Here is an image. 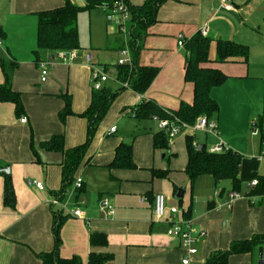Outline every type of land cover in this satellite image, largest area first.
<instances>
[{
  "label": "crops",
  "instance_id": "1",
  "mask_svg": "<svg viewBox=\"0 0 264 264\" xmlns=\"http://www.w3.org/2000/svg\"><path fill=\"white\" fill-rule=\"evenodd\" d=\"M126 1L135 6L145 0ZM63 3L0 0V84L6 82L1 62L9 63L13 69L7 81L19 93L22 104L17 115L14 103L0 102V170L9 166L15 195L14 207L3 203L4 176L0 172V264H42L39 254L51 251L55 245L52 227L57 214L62 216L58 252L63 258L76 255L87 264L90 252L95 251L112 254L106 264H181L185 251L179 239L166 234V220L154 217L157 193L165 195L168 206L189 209L197 249L190 256V264H204L211 254L228 249L234 241L264 235L262 193H253L245 182L239 192L246 196L235 198L228 207L229 194L238 191L232 189L230 180L215 181L205 174L191 182L185 172L188 134L193 136V144H203L208 151L223 144L242 156L264 153V126L258 127L256 134L250 129L251 124L258 126L264 112V0H233L232 10L222 8L218 0H165L157 9L156 21L146 28L138 43L139 65L157 67L156 76L143 93L124 88L116 94L64 191V152L47 149L44 143L56 135L62 136L64 150L85 142L87 119L81 113L91 102L92 63L97 65L99 61L97 50H83L81 46L77 48L78 56L66 61L57 57L55 50H37L36 13ZM107 6H96L104 10L106 24ZM203 26L210 39V62L205 66L226 75L223 83L209 91L218 104L216 114L210 117L216 122V132L201 131L209 146L185 130L172 139L166 137L167 147H159L154 145V136L162 132L157 121L152 116L136 117L132 108L142 99L169 110H176L181 102L192 103L193 85L184 78L188 52L185 42L179 46L178 39L182 35L188 40ZM108 33L122 35L110 26ZM218 39L248 46L247 60L231 57L216 62ZM87 51L91 52L90 62L85 57ZM41 60L49 62L44 81L38 67ZM103 66L107 67L105 63ZM114 79L113 88L106 84L109 77L103 86L117 90L121 85L116 75ZM65 97L69 98L72 113L61 119ZM22 117L25 122L20 121ZM111 126H115L113 132L109 131ZM256 137H260L258 141ZM121 143L131 146V167L111 164ZM258 173L264 176L259 165ZM76 176L83 181L77 190L73 188ZM39 181L42 189L35 186ZM178 187L184 188L181 201L175 197ZM255 194L258 197L252 200ZM102 198L113 204L111 216L100 209ZM63 205L79 207L85 218L66 215ZM93 232L104 233L107 245L92 247L89 236ZM258 248L231 254L228 264H258Z\"/></svg>",
  "mask_w": 264,
  "mask_h": 264
},
{
  "label": "trees",
  "instance_id": "2",
  "mask_svg": "<svg viewBox=\"0 0 264 264\" xmlns=\"http://www.w3.org/2000/svg\"><path fill=\"white\" fill-rule=\"evenodd\" d=\"M115 0H85L83 5L76 4L71 0H64L61 6L38 11L37 15V50H71L80 48L78 39V14L82 10H90L100 5H110ZM165 0H145L140 5H129L131 19L128 23L127 46L130 51L131 63L115 65L116 79L120 87L112 91L102 86L98 90L92 89L91 102L87 109L81 113L87 119L86 140L83 144L71 148L63 149L62 136H52L44 146L47 149H55L64 152L65 160L62 168V191L72 182L73 175L81 163L87 146L96 130V127L106 114L112 100L116 94L124 88H131L138 93H143L151 84L158 72L154 66H142L138 63L139 40L146 33V28L156 21L158 7ZM127 2V1H126ZM210 39L202 36L200 32L185 40V47L188 52L185 64L184 78L193 85L192 103L181 102L176 110H169L158 106L152 100L142 99L132 110L139 118L150 117L153 114L158 117H177L180 121L193 124L196 117L205 115L208 118L216 114L218 110L217 102L210 96L212 87L220 85L226 80V75L216 68L205 66L210 62L208 58V48ZM37 52V51H35ZM248 46L231 41H216V62H224L231 57H242L243 61L248 58ZM1 67L6 74V82L0 84V102L9 101L14 103L15 112L20 115L22 104L18 92L11 89L7 79L13 67L9 63L1 62ZM105 70L107 67H104ZM127 83L125 86L124 84ZM264 103V94H263ZM70 101L65 97L64 108L60 111L59 117L64 119L71 114ZM259 129L264 126V112L259 116ZM255 125V124H253ZM186 149L188 160L185 172L190 181H194L200 175H211L215 181L230 180L232 189L240 190L242 184L254 178L258 179V184L252 189L253 193L264 192V176L258 173V160L255 156H242L241 154L227 149L224 152H209L205 145L197 149L199 144H193V136L186 135ZM154 145L167 147L165 133L154 136ZM115 166L131 167L133 161L131 157V146L121 143L115 151L114 159L111 163ZM4 176L3 203L6 206L14 207L15 195L10 173L0 170ZM160 175L163 176L161 173ZM181 201V198L178 199ZM183 216L189 218V209L183 210ZM53 235L55 240L54 248L49 252L39 254L42 264H83L82 260L74 255L70 258H63L59 255L58 228L61 222V214L54 216ZM92 247H104L107 245L106 235L102 232H93L89 236ZM264 246V235H254L249 239L234 241L229 248L211 254L204 264H228L231 254L254 252L258 247ZM112 258L110 253H97L91 251L87 264H106ZM264 264V263H263Z\"/></svg>",
  "mask_w": 264,
  "mask_h": 264
},
{
  "label": "built area",
  "instance_id": "3",
  "mask_svg": "<svg viewBox=\"0 0 264 264\" xmlns=\"http://www.w3.org/2000/svg\"><path fill=\"white\" fill-rule=\"evenodd\" d=\"M219 5L224 8L225 10H232L233 0H218ZM107 13H106V21L108 26L111 28L117 29L120 33L124 35L125 39V47L121 49L123 58H119L117 64H130L131 59L129 57L130 51L127 46L128 40V22L130 18V10L129 5L126 0H115L112 4L107 6ZM200 34L202 36H207L208 29L206 26H203L200 29ZM184 38L182 35L179 36L178 45H184ZM1 43V40H0ZM56 56L61 58L62 60H69L76 58L78 56L77 49L71 50H59L56 52ZM85 57L87 61H91L92 56L91 52L87 51L85 53ZM48 61H39L38 67L40 69V78L44 81L48 74ZM91 82H92V89L98 90L103 86V82L107 80L108 76L106 75V70L104 67H97L95 63H92L91 67ZM125 86L127 83L124 84ZM135 115V113H133ZM152 118L157 121L158 127L165 133L168 139H172L181 132L185 130H190L191 133L196 131H212L216 132V122L205 115H199L196 117L193 124H188L185 122L180 121L177 117H163L160 118L158 115H152ZM21 122H25L26 118H20ZM115 130V126H111L109 128L110 132ZM253 134L258 133V127L253 125L252 127ZM262 146L264 147V140L262 141ZM228 148L223 144H217L212 146L209 151L213 153H220L226 151ZM256 159L259 161L261 158L264 157V153H261L255 156ZM82 178L81 176H76L73 183V188L75 190L80 189L82 187ZM258 184V179L254 178L247 182V187L251 190ZM35 186L37 188L42 189L43 184L42 182H36ZM246 196V194H242L239 191H234L229 194L230 201L228 203V207L231 206V201L235 198ZM258 196L255 194L251 196L252 200L256 199ZM261 200L264 202V192L260 195ZM53 203H58L57 200H54ZM100 209L107 215L111 216L114 213V206L110 202L108 198H102L99 203ZM63 212L66 215L73 216L79 219L85 218L83 212L79 207L68 208L67 206L63 205ZM153 213L156 220H166L169 223V226L166 230V234L171 237H177L180 242L181 248L185 251L184 256L182 257L181 264H190V256L195 254L197 249L194 246L195 242V235L192 233L190 220L183 216L182 209L178 208L177 206H168L165 202V195L162 193H157L154 196V207Z\"/></svg>",
  "mask_w": 264,
  "mask_h": 264
},
{
  "label": "rangeland",
  "instance_id": "4",
  "mask_svg": "<svg viewBox=\"0 0 264 264\" xmlns=\"http://www.w3.org/2000/svg\"><path fill=\"white\" fill-rule=\"evenodd\" d=\"M78 39L83 50H97V59L99 64L97 67L107 65L106 75L109 77L106 84L113 88L115 84V65L119 58H123L120 48L125 47L124 35H112L108 33V26L105 22L104 10L101 7H93L90 10H82L78 14ZM122 37V39H121ZM107 38V39H106ZM124 39V43L121 42ZM105 42L110 49H107ZM111 46L113 48H111ZM119 46V48H117ZM117 48V49H116ZM253 124L250 125L252 131ZM195 137L200 143H205L209 146L205 133L201 131L194 132ZM256 137L255 140H259ZM259 171L264 173V159L259 164ZM179 188V187H178ZM182 188V187H180Z\"/></svg>",
  "mask_w": 264,
  "mask_h": 264
},
{
  "label": "water",
  "instance_id": "5",
  "mask_svg": "<svg viewBox=\"0 0 264 264\" xmlns=\"http://www.w3.org/2000/svg\"><path fill=\"white\" fill-rule=\"evenodd\" d=\"M203 147V144H200L197 146V149H201ZM2 171L8 172L9 171V166H6L5 168H2ZM184 192V188H177V191L175 193V197L177 199H180L182 197V194ZM264 263V247L260 246L258 248V264H263Z\"/></svg>",
  "mask_w": 264,
  "mask_h": 264
}]
</instances>
